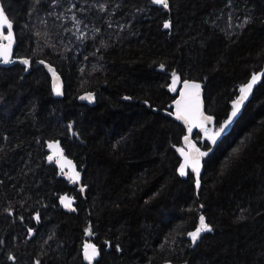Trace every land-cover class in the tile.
Returning <instances> with one entry per match:
<instances>
[{
    "label": "trees",
    "instance_id": "16d2710c",
    "mask_svg": "<svg viewBox=\"0 0 264 264\" xmlns=\"http://www.w3.org/2000/svg\"><path fill=\"white\" fill-rule=\"evenodd\" d=\"M1 2L14 57L31 64L0 65V264H87L85 242L99 246L94 264H264V74L229 132L194 133L198 191L177 171L185 128L170 87L174 72L200 81L208 127L220 126L264 63V0ZM86 91L93 105L78 101ZM51 140L85 198L47 162ZM201 216L211 231L192 245Z\"/></svg>",
    "mask_w": 264,
    "mask_h": 264
},
{
    "label": "water",
    "instance_id": "95a60500",
    "mask_svg": "<svg viewBox=\"0 0 264 264\" xmlns=\"http://www.w3.org/2000/svg\"><path fill=\"white\" fill-rule=\"evenodd\" d=\"M151 2H152V0H151ZM153 4L158 6V7H163L162 5H159V4H155V3H153ZM0 9L3 10V12H4L5 16L7 17V19L9 21H11L10 18L8 17V15L6 14L5 10H4V7L2 5L1 0H0ZM164 9L166 11L169 10L168 8H164ZM11 24H12V28H11L12 35H11V37L9 39H5V37L8 36L7 26H4L3 28H0V46H6V45H9V44L11 45L10 52H9V55H8L9 62L8 63H4L3 62V58L0 57V65L1 66H9V65H12L14 63H19V64H21V65H23L25 67V71H28L29 68H30V64H31V58L30 57H14V47H15L16 40H15V34H14V30H13V22L12 21H11ZM24 60H28V64L27 65L23 63ZM37 63L39 65L43 66L45 71L47 72V74L49 76V79H50V87H51V90L54 93V95L56 97H62L63 96V92H64V85H63L62 77L60 76L58 71L55 69V67L52 64H50V63H48V62H46V61H44L42 59H38ZM263 74H264V63H263L262 67L259 70L251 73L250 76L248 77V79L241 85V87L247 85L251 81L253 75H258L259 78L257 79L256 83L253 84L252 89L248 93L247 98L241 104L240 110L237 112L236 116L233 117L232 121L230 122L228 127L225 129V131H223L221 133H227V132L230 131V129L232 128L234 122L236 121V119L238 118L240 113L242 112L244 106L246 105L248 100L251 98L255 87L257 86V84L260 83ZM173 80H174V78H172V80L170 82V87H171L172 90H173V88H175V90L177 91V95L172 101V112H173V116L185 128V133H184V135L182 136V139H181L182 146H181V148L179 150L180 162H179L178 167H177V171L180 174V171H179L180 165L185 163V155L182 154V151H183V153L190 154V153H193L195 149H198L199 152H201L200 147H199L198 143L196 142V140L194 139L193 136H194L195 132H199V133L203 134L206 131L207 127L210 124L213 123V116L208 114V113H206V111L204 109L203 88H202V85H201L200 81L194 80V79H179L177 77H176V82L175 83H173ZM184 81H188L190 83H196V84L200 85V89H199V111L201 113H203L204 116L212 117L211 121H206V120H201V119H196V118L189 117L188 122H186L184 119H178L177 118V103L176 102L182 100L181 93L183 91H185ZM241 87L239 88L236 96L231 101L230 110H229L226 118L221 122V124H223V122L225 120H227L229 115L231 114L232 108H233V102L236 101L241 95V92H240ZM57 89H59V94L57 93ZM89 94H91V96H92L91 100H89L87 98H84V99L81 98V97H87ZM77 99H78L79 102H85L87 104L93 105L95 103V93H94V91H86V92H83L82 94H80ZM195 103H196V101H195L194 98L186 97V98H184V104H182V107H184L186 105L189 109H191V108H193L195 106ZM71 127H72V124L69 125V133H70V135H73L74 131L72 130ZM185 137H187V140L185 139ZM50 144L58 145V148H55V147L50 148L49 147ZM46 150L48 151L47 162H52L55 165V167L57 168L59 174L63 173L67 178H69L70 183L76 184L78 190L80 191V193L82 195V197L85 198V189L86 188H85V186L82 185V174L78 170L75 162L70 157H68L65 154V151L62 148L60 142L57 141V140L49 141L47 146H46ZM61 153H62V155H61ZM49 156L53 157V159L51 161L48 159ZM202 170H203L202 156L199 157V173L198 174L193 171V168L191 167L190 164L188 166H186L185 170H184L185 173L187 171H190L193 174V176H194V185H195L196 191H198L199 188H200V174H201ZM75 173H79V179L78 180H76L74 178L75 177ZM197 179L199 180V185H197ZM68 210L74 211V207L70 206V207H68ZM196 228L190 230L188 233L195 231ZM30 230L28 231V238L31 237L34 234V231L32 229H30ZM188 233H187V237L191 240L192 245H194L195 242L202 235V232H201L199 237L196 239V241L193 242L192 238L188 235ZM85 245L95 246V250H96L97 254L93 257V259L91 261V264H94V261H95V259L97 258L98 254H99V246L94 244V243H92V242H86L82 246V250H81L82 258H83L84 262L87 263V264H89V261L84 258ZM88 251L91 254L92 249L89 248ZM35 264H39V262L35 261ZM162 264H172V263L164 262Z\"/></svg>",
    "mask_w": 264,
    "mask_h": 264
},
{
    "label": "snow or ice",
    "instance_id": "6c2138e0",
    "mask_svg": "<svg viewBox=\"0 0 264 264\" xmlns=\"http://www.w3.org/2000/svg\"><path fill=\"white\" fill-rule=\"evenodd\" d=\"M152 2L155 4L162 5L164 8H168V6H169L168 0H152ZM4 26H7V29H8V36L5 37V39H9L12 35V32H11L12 24H11V21H9L7 19V17L5 16L3 10L0 9V28H3ZM164 27L168 28V27H170V24L166 21L164 24ZM10 48H11L10 44L6 45V46H0V57L3 58L4 63L9 62L8 55L10 52ZM23 63L27 65L28 60H24ZM161 67H163V65H161ZM173 77H174L173 83H175L176 82L175 72L173 73ZM258 78H259L258 75H253L251 81L247 85L241 87V89H240L241 95L236 101L233 102L232 112L229 115L228 119L225 120L223 122V124L220 125L219 130L215 131L209 137L213 142H215L216 137L219 136L221 134V132L225 131V129L228 127V125L232 121L233 117L236 116L237 112L240 110L241 104L247 98L248 93L251 91L253 84L256 83ZM184 86H185V91H183L181 93L182 100L176 102L177 103V118L178 119H184L186 122H188L189 117L201 119V120H206V121H211L212 117L204 116L203 113H201L199 111V89H200V85L196 84V83H190L188 81H184ZM173 90L175 91V88H173ZM57 93L59 94V89H57ZM186 97H192L195 99L196 103H195V106L193 108L189 109L186 105L184 107H182V104H184V98H186ZM81 98L82 99L87 98V99L91 100L92 96H91V94H89L87 97H81ZM206 135H207V131H206ZM185 139L187 140V137H185ZM49 147L50 148H53V147L58 148V145L50 144ZM182 154L185 155V163L180 165V169H179L180 174L181 175L185 174V171H184L185 167L188 166L189 164L193 168V171L198 174L199 173V157L205 155V153L199 152L198 149H195L193 153L186 154V153H183V151H182ZM61 155H62V153H61ZM48 159L51 161L53 159V157L49 156ZM74 178L76 180H78L79 179V173H75ZM197 185H199L198 179H197ZM61 199H62V202H64L66 200V198H61ZM65 207H70V202L65 203ZM204 231H211V228L205 222L204 216H201L199 227H197L195 231L188 233V235L192 238L193 242H195L196 239L199 237L200 233L204 232ZM89 248L92 249L91 254L88 251ZM96 254L97 253L95 250V246L85 245L84 258L89 261V264H91V261ZM9 258L12 259V257H9Z\"/></svg>",
    "mask_w": 264,
    "mask_h": 264
},
{
    "label": "rangeland",
    "instance_id": "374dc122",
    "mask_svg": "<svg viewBox=\"0 0 264 264\" xmlns=\"http://www.w3.org/2000/svg\"><path fill=\"white\" fill-rule=\"evenodd\" d=\"M219 127L220 126H218V127H208L207 129H206V131H207V135H206V131L202 134L204 137H206V138H209L215 131H217V130H219ZM210 139V138H209Z\"/></svg>",
    "mask_w": 264,
    "mask_h": 264
},
{
    "label": "flooded vegetation",
    "instance_id": "af4514ba",
    "mask_svg": "<svg viewBox=\"0 0 264 264\" xmlns=\"http://www.w3.org/2000/svg\"><path fill=\"white\" fill-rule=\"evenodd\" d=\"M85 243H86V242H85ZM98 255H99V254H98ZM97 258H98V257H97ZM97 258H96V259H97ZM96 259H95V260H96Z\"/></svg>",
    "mask_w": 264,
    "mask_h": 264
}]
</instances>
